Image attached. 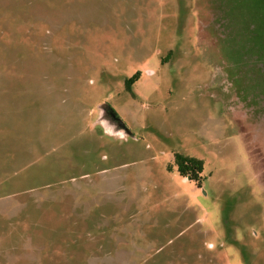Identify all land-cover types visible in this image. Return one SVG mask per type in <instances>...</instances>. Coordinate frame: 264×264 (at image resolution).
I'll use <instances>...</instances> for the list:
<instances>
[{
    "label": "rangeland",
    "instance_id": "obj_1",
    "mask_svg": "<svg viewBox=\"0 0 264 264\" xmlns=\"http://www.w3.org/2000/svg\"><path fill=\"white\" fill-rule=\"evenodd\" d=\"M0 264H264V0H0Z\"/></svg>",
    "mask_w": 264,
    "mask_h": 264
},
{
    "label": "trees",
    "instance_id": "obj_2",
    "mask_svg": "<svg viewBox=\"0 0 264 264\" xmlns=\"http://www.w3.org/2000/svg\"><path fill=\"white\" fill-rule=\"evenodd\" d=\"M138 73L129 77L125 80V88L131 90L132 83L136 80ZM174 163L176 166L177 172L189 179H198L199 172L203 169V160L185 155L182 153H176L174 156Z\"/></svg>",
    "mask_w": 264,
    "mask_h": 264
},
{
    "label": "flooded vegetation",
    "instance_id": "obj_3",
    "mask_svg": "<svg viewBox=\"0 0 264 264\" xmlns=\"http://www.w3.org/2000/svg\"><path fill=\"white\" fill-rule=\"evenodd\" d=\"M101 110H102L101 111V114H102L103 118L105 120H107L113 128L116 127V130L115 131H121L123 129L122 126L120 125L119 119L115 115L112 107L110 108V111L113 112V115H111L109 113V110H103L102 108H101Z\"/></svg>",
    "mask_w": 264,
    "mask_h": 264
},
{
    "label": "water",
    "instance_id": "obj_4",
    "mask_svg": "<svg viewBox=\"0 0 264 264\" xmlns=\"http://www.w3.org/2000/svg\"><path fill=\"white\" fill-rule=\"evenodd\" d=\"M101 108H102L103 110H109V113H110L111 115H113V112L110 111L111 106H110L108 103H103V104L101 105ZM120 124H121V123H120Z\"/></svg>",
    "mask_w": 264,
    "mask_h": 264
}]
</instances>
